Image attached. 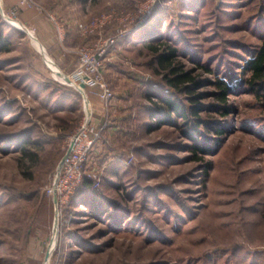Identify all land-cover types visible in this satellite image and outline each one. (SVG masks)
I'll use <instances>...</instances> for the list:
<instances>
[{"label":"rangeland","instance_id":"rangeland-1","mask_svg":"<svg viewBox=\"0 0 264 264\" xmlns=\"http://www.w3.org/2000/svg\"><path fill=\"white\" fill-rule=\"evenodd\" d=\"M25 8L55 25V52L26 22ZM49 14L65 30L62 40ZM149 21L163 39L177 38L181 64L203 82L201 121L224 122L225 133L199 126L202 144L214 149L205 160L188 150L181 117L149 128L161 96L196 102L170 90L139 41ZM8 26L19 31L9 48L0 46V264H264V99L243 85L224 118L213 85L246 76L264 36V0H0V35ZM82 51L103 64L109 107L101 85L83 94L67 80ZM97 109L107 126L86 177L96 208L127 210L115 230L90 206L61 211L44 192L67 138ZM21 140L32 142L33 158Z\"/></svg>","mask_w":264,"mask_h":264},{"label":"trees","instance_id":"trees-1","mask_svg":"<svg viewBox=\"0 0 264 264\" xmlns=\"http://www.w3.org/2000/svg\"><path fill=\"white\" fill-rule=\"evenodd\" d=\"M152 20H155V18ZM3 23L4 25H7L4 20ZM157 25L158 24H156V22L151 23L149 21L143 30L138 32L137 35L139 37V41L142 42L143 45H145L146 48H148L150 52L154 54L156 58L155 61L157 63L156 70H162L161 73L163 74L166 85L170 88V90L185 93L188 97H190V100L192 99V102L193 100L196 102L195 104L193 103L190 104V106H187V104H183L178 99L171 98L170 96H161V102H154L155 106L157 104L162 105L159 108L160 111L155 109L150 112V117H153L154 113L158 115V122H152L149 128L154 129V126L159 125V123L173 122L175 125H177L179 123L176 122V118H173V116L175 115V117H181L183 121L180 122V125H182L185 129V136L192 142L189 145L188 150L195 154V158L197 157V160H205V156L212 153L214 149L213 146H208V143L202 144L205 139L203 140L204 135L203 132L201 133L199 126L203 125L204 130L206 131H212L214 129L217 133H225L227 130L224 126H221L224 122H219V120L215 117H211L210 120L206 122L201 121L202 118L199 113L205 108L199 104L200 99L202 98V93H199L198 89L203 82L199 81L198 76L194 74V70L185 68L181 64L179 57L182 54V50L179 46V43L176 42L177 38L167 36L166 39H163L165 32L160 30ZM8 27L9 28H7L6 31L7 36L0 35V46L5 47V49L10 47L9 45H11L10 43L13 41L12 36L19 31L16 28L10 26ZM198 67L205 72L212 71L202 63H200ZM246 72V76H244L243 79L237 81L236 84H233L228 79L220 77L215 78L213 85L218 88V93L216 96L217 104L215 108L219 116L225 118L229 115L230 95L232 93L238 92L243 85H247L248 89L251 90L253 94H256V96L262 97V99H264V36L261 45L258 46L254 53L251 54V58L246 61L244 65V73ZM53 89V91H55V87H53ZM187 119H189L188 122H186ZM190 119L195 120L193 121ZM29 143L32 142L23 140L20 141V144L23 147V154L25 156L30 155L33 158L34 154L28 152L27 150ZM198 153H200V156H197ZM205 165L207 170L211 166V161L207 160ZM91 182V179L87 177L84 178L82 186L71 197L68 203L69 206L67 205V209H71V211L73 209L75 212V206L85 204V206H90V211L92 214H94V216L96 215L99 219H103L106 215L111 220L114 230L118 229L122 226L121 222L127 210L123 211L121 208V211L119 212V205L116 203H112V205H114L113 212H108L106 207L102 206V204L96 208L95 189L92 188ZM82 213L86 212L83 211Z\"/></svg>","mask_w":264,"mask_h":264},{"label":"built area","instance_id":"built-area-1","mask_svg":"<svg viewBox=\"0 0 264 264\" xmlns=\"http://www.w3.org/2000/svg\"><path fill=\"white\" fill-rule=\"evenodd\" d=\"M57 26L58 34L61 40L65 36V30L55 21V16L49 14ZM104 54H99L100 56ZM103 64L97 54H89L82 51L79 65L69 75L79 86L85 84L87 88H93L101 85V100L106 107L111 105L114 98V92L104 82L102 72ZM86 88H81L85 94ZM90 105V104H88ZM88 113V112H87ZM106 123L96 126L94 117L87 114L77 130L67 138L65 143L67 147L66 154L63 156L57 168L49 176L44 192L50 196L58 209L63 208L69 203L71 197L82 186L84 178L87 176L89 161L95 153V148L102 138L103 129ZM91 175V174H88Z\"/></svg>","mask_w":264,"mask_h":264},{"label":"crops","instance_id":"crops-1","mask_svg":"<svg viewBox=\"0 0 264 264\" xmlns=\"http://www.w3.org/2000/svg\"><path fill=\"white\" fill-rule=\"evenodd\" d=\"M23 12L26 22L37 26L42 41H44V43L48 45L50 48H53L55 52V25L48 19L45 13L33 9L30 10L28 8H25ZM66 56H68V54ZM99 105L100 104H97V107H100ZM98 112L99 110L97 109V114H95L94 116V124L96 126L101 125V120L103 117V115H101V113Z\"/></svg>","mask_w":264,"mask_h":264},{"label":"bare ground","instance_id":"bare-ground-1","mask_svg":"<svg viewBox=\"0 0 264 264\" xmlns=\"http://www.w3.org/2000/svg\"><path fill=\"white\" fill-rule=\"evenodd\" d=\"M18 21V20H17ZM18 23L24 28L23 24L21 22L18 21ZM30 32V30H29ZM55 71V70H54ZM58 71V70H57ZM69 78V79H68ZM67 80H69L71 82V84H76L75 80L72 79V77L68 76Z\"/></svg>","mask_w":264,"mask_h":264},{"label":"water","instance_id":"water-1","mask_svg":"<svg viewBox=\"0 0 264 264\" xmlns=\"http://www.w3.org/2000/svg\"><path fill=\"white\" fill-rule=\"evenodd\" d=\"M8 18H9V19H12L11 17H8ZM81 87H82V88H85V84L82 83V84H81Z\"/></svg>","mask_w":264,"mask_h":264}]
</instances>
